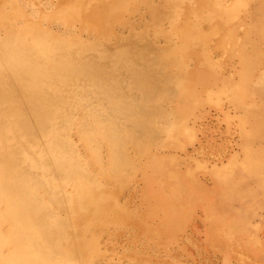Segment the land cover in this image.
I'll use <instances>...</instances> for the list:
<instances>
[{"label": "rangeland", "instance_id": "1", "mask_svg": "<svg viewBox=\"0 0 264 264\" xmlns=\"http://www.w3.org/2000/svg\"><path fill=\"white\" fill-rule=\"evenodd\" d=\"M261 4L0 0L15 32L28 23L30 36L64 42L46 63L98 69L85 76L105 92L82 96L81 81L55 67L0 77L10 101L0 149L12 152L7 178L21 189L0 213L13 214L3 231L13 229L20 255L37 264H264V176L240 166L253 154L264 173V142L249 140L251 117L261 109L264 119ZM34 103L53 117L35 118ZM107 106L117 110L97 111Z\"/></svg>", "mask_w": 264, "mask_h": 264}, {"label": "bare ground", "instance_id": "2", "mask_svg": "<svg viewBox=\"0 0 264 264\" xmlns=\"http://www.w3.org/2000/svg\"><path fill=\"white\" fill-rule=\"evenodd\" d=\"M261 6L264 7V0H262ZM10 9H11L10 6H6L3 9H0V29H3L5 32V39L0 44V77L4 73H7V72H11L12 74H15V73L17 74L18 70L20 71V69L24 65H27L28 68L33 67L35 70H41V71H43V67H55L56 73L59 74V75H57L58 77L62 78L63 74L67 75L69 73L70 69L64 70L62 62L61 63H55V62L46 63V60H47L46 56H49V54L53 51V49L56 48V47H54V45L64 44V42H61L60 40H56V41L51 42L50 40L47 39V37L44 34H42V32L40 34L36 32V33L32 34V36H30V34L33 32L34 28L28 26V23H25L23 31L15 32L12 28L11 23L13 21L17 20V18H16V16H14V11H12ZM92 22L93 21H91V22L89 21V23H91V25H92ZM68 25H69V23H68ZM66 45L76 46V45L72 44L71 42H66ZM116 49L117 48H107L106 47V49H104V50H108V51L113 52ZM69 51H72V49ZM65 52H67V50ZM68 53H70V52H68ZM100 53H103V52H100ZM63 57H66V56H63ZM126 65H128V64H126ZM104 67L109 68V69L111 68V67H107V66H104ZM95 70H98V69H90L88 67L80 66L79 69L77 70V72H75L74 69H73V73H72V71H70L73 75V76H71L72 78L74 77L76 80L81 81V87H80L81 89L78 92L82 96L89 95V94H99L100 96L104 95V93H105L104 89L97 85L98 81L85 76L87 72L92 73ZM48 73H50V69H47L44 71V74H48ZM89 75H91V74H89ZM32 79H35V78H32ZM66 80H68V79H66ZM41 82H43V81H41ZM262 84H263V80L261 79V85ZM23 88H24V86H23ZM26 91H27L26 94L29 96L30 91L29 90H26ZM31 93L34 96H35V94L37 95V93H34L33 91ZM38 93H41L40 90L38 91ZM7 94H8L7 86L4 84H2V85L0 84V99H1L0 103L3 102V104H4V106L2 108H0V112L5 111L6 108L10 106L9 99H4V97ZM32 94L29 97L33 96ZM34 96H33V100H34V98H37V96H35V97ZM41 96H43L42 98L44 100L41 98L38 101V98H39V96H38L37 100L35 99L34 102L35 103L37 102L39 104L41 102L40 100H42V102H44V103L41 102L40 104H42V106H43V104H44V106H45V104H47L46 105L47 108H48V105H50V107L53 105L54 101H53V99H51L52 97H46V96H44V93H43V95L40 94V97ZM44 97H46V98H44ZM31 99L28 100V102L32 101ZM32 102L29 104H32ZM35 103H34V105H32L35 107H31V108H33L32 109L33 112H34L35 108L37 107L36 106L37 103L36 104ZM54 107H56V106H54ZM54 107H51V108H54ZM31 108H29V109H31ZM38 108H40L38 110L43 109V108L41 109V106H38ZM38 110H35V113H34L35 118L37 117L35 114L38 113ZM45 110L47 111L46 107H45ZM101 110H105V111L113 110V112H115L117 109H115L112 106H107V107L100 108L97 111L103 112ZM257 110H258V108H257ZM8 111H9V109H8ZM43 111H44V109H43ZM49 111L51 113L53 110L52 111L49 110ZM49 111L47 112L48 114H49ZM18 113H19V111H18ZM43 113L44 112H41V113L39 112L37 115H39V114L42 115ZM52 113H55V112L53 111ZM1 114H3V113H1ZM1 114H0V119H2V117H3V116H1ZM24 114H25V111H24ZM44 114L47 115L46 113H44ZM44 114H43V116H44ZM116 116H120V115L116 114ZM31 117L33 119V116H31ZM45 117L51 118L53 116L47 115ZM57 117H58V115H57ZM46 118H44V120H46ZM37 119H39V116ZM42 119H43V117L41 118V120ZM54 120L55 119H53V121ZM56 120H57V118H56ZM35 121H37V120H35ZM39 121H40V119H39ZM249 121L255 124V125H253V128L250 131L249 140L252 138L253 140H255V142H264V135H261L263 133V130H264V119H263L261 109H260V112L258 110V116L254 115V118L251 117V120H249ZM3 122L5 125H7L8 124V117L5 116L3 119ZM46 122L49 123L48 119ZM46 122L43 121V123H46ZM15 123H17V121ZM43 123H40L41 126L40 125L39 126L42 127ZM259 124L261 126V129H263V130H261V133L258 130ZM47 125L48 124H46V127H47ZM29 127L32 128V126H30V125H29ZM28 131H29V128H28ZM4 132H5V130H4ZM3 135H4L3 132L0 131V142L4 139ZM11 139H13V137H11ZM3 151H4L3 149H0V210L4 206L5 199L7 202L8 197H11V196H14L16 194L21 193V189L18 187H14V185L12 183H10V181L7 178L10 171L12 170V166H10L9 163L4 164V161H3V160H7L9 158L8 156L12 152H10L6 158L3 154ZM55 155H53V157H51L52 160H54V161H55V159H57V158H54ZM254 158L256 159V161H258L256 154H254ZM252 159H253V154H249L247 157V160L244 162V165L241 164L240 166H243L244 170H246L248 172V174L251 176L252 175H255V176L263 175L264 176V173H261L259 171V169H258L259 167H258L257 163L255 162V160H252ZM12 218H13V214L9 210L7 211V213H0V264H37L35 262L31 263L25 257L20 255L19 246L17 244V235L12 231L13 229L11 230V232H4L3 231L4 223H6V224L8 222L11 223ZM103 264H104V262H103Z\"/></svg>", "mask_w": 264, "mask_h": 264}]
</instances>
